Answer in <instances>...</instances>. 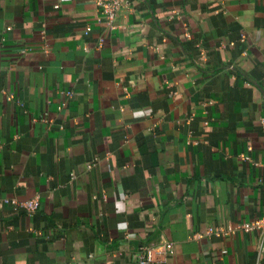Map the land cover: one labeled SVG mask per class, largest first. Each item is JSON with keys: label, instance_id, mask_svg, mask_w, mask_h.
<instances>
[{"label": "crops", "instance_id": "0c3cea01", "mask_svg": "<svg viewBox=\"0 0 264 264\" xmlns=\"http://www.w3.org/2000/svg\"><path fill=\"white\" fill-rule=\"evenodd\" d=\"M99 15L0 0V264H264V0Z\"/></svg>", "mask_w": 264, "mask_h": 264}, {"label": "built area", "instance_id": "2783aa9c", "mask_svg": "<svg viewBox=\"0 0 264 264\" xmlns=\"http://www.w3.org/2000/svg\"><path fill=\"white\" fill-rule=\"evenodd\" d=\"M97 5L100 8V15L98 17L99 21H105L107 25L112 28L116 27V20L119 17V14L124 10L130 7L131 0H95ZM90 30V27L87 28V31ZM30 48H24L22 52H26ZM10 203L18 210L24 209L27 213H35L40 208V199L38 196L25 200L19 201L17 199H12ZM264 220H257L254 222H243L240 224V228L251 230L259 227H263ZM154 247H144L140 250L137 256L138 264H152L156 261L154 255Z\"/></svg>", "mask_w": 264, "mask_h": 264}]
</instances>
